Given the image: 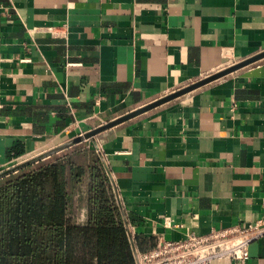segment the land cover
<instances>
[{"label": "crops", "instance_id": "obj_1", "mask_svg": "<svg viewBox=\"0 0 264 264\" xmlns=\"http://www.w3.org/2000/svg\"><path fill=\"white\" fill-rule=\"evenodd\" d=\"M263 51L264 0H0V172ZM88 142L134 254L263 218L264 58Z\"/></svg>", "mask_w": 264, "mask_h": 264}, {"label": "trees", "instance_id": "obj_2", "mask_svg": "<svg viewBox=\"0 0 264 264\" xmlns=\"http://www.w3.org/2000/svg\"><path fill=\"white\" fill-rule=\"evenodd\" d=\"M0 264H136L95 147L82 142L0 179Z\"/></svg>", "mask_w": 264, "mask_h": 264}, {"label": "built area", "instance_id": "obj_3", "mask_svg": "<svg viewBox=\"0 0 264 264\" xmlns=\"http://www.w3.org/2000/svg\"><path fill=\"white\" fill-rule=\"evenodd\" d=\"M262 234L264 217L208 235L190 232L179 239L160 241L154 249L138 253L136 264H232L233 261L246 264L249 243Z\"/></svg>", "mask_w": 264, "mask_h": 264}, {"label": "water", "instance_id": "obj_4", "mask_svg": "<svg viewBox=\"0 0 264 264\" xmlns=\"http://www.w3.org/2000/svg\"><path fill=\"white\" fill-rule=\"evenodd\" d=\"M263 58H264V51L257 54V55H254L252 57H249L247 59L239 61V62L235 63L234 65H231L230 67H227L226 69L221 70L217 73L209 75V76H207V77H205V78H203V79H201V80H199V81H197L191 85H188L182 89L174 91L171 94L166 95L165 97H162V98H160L154 102H151V103H149V104H147V105H145L139 109L133 110L129 113H126V114L118 117V118H115L111 121H108L107 123L102 124L99 127L95 128V129H93L87 133L81 134V135H79V136H77V137H75V138H73V139H71L65 143H62V144H60L56 147H53V148H51V149H49L43 153H40V154H38L32 158H29L23 162H20V163L14 165L12 167H9V168L1 171L0 172V179L4 178V177H6L12 173H15L21 169H24V168H26L32 164H35L41 160L49 158L52 155L57 154V153L65 150V149H68V148L74 146V145L80 144V143H82L86 140H89V139H95L96 135H98L99 133H101V132H103L109 128H112V127H114V126H116L122 122H125L129 119H132V118H134V117H136V116H138V115H140V114H142V113H144V112H146L152 108H155L161 104H164L170 100H173L179 96H182L188 92H191V91H193V90H195V89H197V88H199V87H201L207 83H210L214 80H217V79H219V78H221V77H223V76H225L231 72H234V71H236L242 67H245V66L250 65L254 62H257ZM135 256H136V260L138 263L139 258H138L137 252H135Z\"/></svg>", "mask_w": 264, "mask_h": 264}, {"label": "rangeland", "instance_id": "obj_5", "mask_svg": "<svg viewBox=\"0 0 264 264\" xmlns=\"http://www.w3.org/2000/svg\"><path fill=\"white\" fill-rule=\"evenodd\" d=\"M84 143H89L88 140L87 141H84Z\"/></svg>", "mask_w": 264, "mask_h": 264}]
</instances>
